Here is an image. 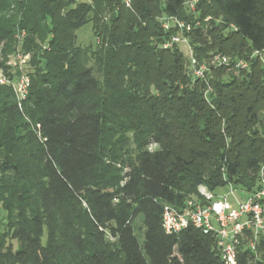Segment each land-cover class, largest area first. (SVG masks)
<instances>
[{
	"label": "trees",
	"instance_id": "trees-1",
	"mask_svg": "<svg viewBox=\"0 0 264 264\" xmlns=\"http://www.w3.org/2000/svg\"><path fill=\"white\" fill-rule=\"evenodd\" d=\"M185 1L0 0V71L22 33L32 63L20 105L0 85V264H224L213 235H167L161 212L201 187L259 188L263 70L256 56L245 70L211 68L193 80L181 49L162 48L178 32L161 20H190ZM196 12L231 28L184 32L199 63L264 52V0H201ZM88 23L94 50L76 43ZM129 135L134 162L108 180L106 140ZM236 264H264V236L255 252L238 250Z\"/></svg>",
	"mask_w": 264,
	"mask_h": 264
},
{
	"label": "built area",
	"instance_id": "built-area-1",
	"mask_svg": "<svg viewBox=\"0 0 264 264\" xmlns=\"http://www.w3.org/2000/svg\"><path fill=\"white\" fill-rule=\"evenodd\" d=\"M163 30L176 28L177 34L162 44L163 49L176 45L187 60L186 72L193 80H205L211 68L229 67L231 70H245L248 68V59L231 62L224 55H212L207 63H199L193 56L192 48L184 32L190 28L185 22L176 18L163 17ZM24 33L16 38L21 40ZM19 45V43L17 44ZM255 54H259L255 52ZM29 55L23 54L19 46L14 50V58L8 62L12 77L5 78L4 71H0V85L11 88L17 104L27 96L30 87V77L24 67ZM228 192L214 194L205 187L198 190V195L186 200L180 208L163 206L161 212V228L167 235H178L188 228L201 231L204 235H213L215 246L224 264H236L238 250L255 252L257 242L264 236V182L263 174L259 178V188L248 195L238 196V190L231 185ZM244 192L245 191H240Z\"/></svg>",
	"mask_w": 264,
	"mask_h": 264
},
{
	"label": "rangeland",
	"instance_id": "rangeland-1",
	"mask_svg": "<svg viewBox=\"0 0 264 264\" xmlns=\"http://www.w3.org/2000/svg\"><path fill=\"white\" fill-rule=\"evenodd\" d=\"M78 2H89L90 0H77ZM201 1V0H186L183 5V9L185 13L189 14V19L186 24L189 25V28L191 29V25L195 27H203V28H208V26L212 23L217 24L220 27V32H223V35L227 33L231 28L230 27H223V23L221 22V18H211L207 17L203 22H198V13L196 12V4ZM224 28V29H223ZM190 31V30H189ZM222 34V33H221ZM225 36V35H224ZM17 37V36H16ZM17 44L19 43V50L26 55H29L28 60H26V64L24 67L25 73L30 74L32 71V63H31V53L29 52H24L22 49V41L16 38ZM22 39V38H21ZM216 39V37H215ZM215 39H211V42L215 43ZM76 43L82 48H87L90 47V50H94L96 46V40L93 36V31H92V26L91 24H86L83 27H81L77 32H76ZM16 46V48H17ZM182 50L183 47H180ZM220 55V54H217ZM36 57H39L38 53H35ZM251 56L258 57V59L261 62V67H262V80L264 83V52L255 54L253 53ZM14 58V52L10 53L5 62V70H4V76L5 78H10L12 77L11 72L9 68L7 67L8 62H14L11 61ZM209 61V60H208ZM206 61L205 63H207ZM96 75V73H95ZM264 116V115H263ZM106 142L108 143V147L105 145V151L104 153L106 154V157H103L101 159V169L100 171L102 174L106 177L108 180H112L115 182H118L119 179L122 177V174L127 170V166L132 164L134 162L135 156L139 151V148L137 147L134 139L132 136H125L124 138H119V139H107ZM157 146L152 145L148 147V150H155ZM263 174V182H264V166L261 167L259 171V178ZM229 188L224 187L220 189L217 194H223L225 195L228 192ZM237 195L240 197L242 195L247 196L248 194L245 192H240L238 190ZM4 216L5 213L4 211L0 208V235L3 234L5 226H4ZM134 230L136 235L139 237V242L142 243V235H143V224L141 217H137L134 221ZM14 247L15 243H11Z\"/></svg>",
	"mask_w": 264,
	"mask_h": 264
}]
</instances>
